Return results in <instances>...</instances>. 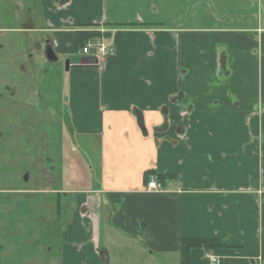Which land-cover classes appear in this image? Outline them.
Listing matches in <instances>:
<instances>
[{
  "label": "crops",
  "instance_id": "obj_1",
  "mask_svg": "<svg viewBox=\"0 0 264 264\" xmlns=\"http://www.w3.org/2000/svg\"><path fill=\"white\" fill-rule=\"evenodd\" d=\"M42 6L53 52L70 57L71 139H95L100 150L101 182L76 201L85 230L73 229V215L63 233L80 258L88 246L107 258L103 220L178 261L179 239L197 238L226 244L209 253L220 264H264V0ZM84 26L110 33L112 52L75 51ZM148 172L174 179L150 192ZM189 264L211 262L192 249Z\"/></svg>",
  "mask_w": 264,
  "mask_h": 264
},
{
  "label": "flooded vegetation",
  "instance_id": "obj_2",
  "mask_svg": "<svg viewBox=\"0 0 264 264\" xmlns=\"http://www.w3.org/2000/svg\"><path fill=\"white\" fill-rule=\"evenodd\" d=\"M64 5L61 1L56 7ZM44 21L42 0H0V264L62 263L65 230L56 213L60 191L52 188L54 183L48 188L43 183L47 163L55 172L47 148L55 141L53 151L61 152L63 128L45 134L40 114L41 105L56 108L62 71L57 66L50 71L56 84L48 88L45 54L54 43L41 28ZM54 56L49 63L56 65ZM31 90L33 98L23 96ZM47 91L54 100L47 101ZM67 130L71 137L68 123Z\"/></svg>",
  "mask_w": 264,
  "mask_h": 264
},
{
  "label": "rangeland",
  "instance_id": "obj_3",
  "mask_svg": "<svg viewBox=\"0 0 264 264\" xmlns=\"http://www.w3.org/2000/svg\"><path fill=\"white\" fill-rule=\"evenodd\" d=\"M31 41H33V39ZM30 44H32V42H30ZM56 57L58 59V64L56 65L45 62V68L48 72L46 81H48V88L50 85L52 86L50 82H56V79L55 74L50 73V71L55 69L56 66L60 68L62 75L61 80H58V85L61 87V94L57 97L56 108L51 106V104L45 106L41 105L40 114L42 115L45 134L49 135L55 131V128L58 129L60 126L63 128L61 134V152L59 153V150H57L56 153L53 151V148H55L53 145L55 141H51V144L47 148V157L51 158L53 162L55 160V163H51V165L55 166V172H50V163H47L45 168V175L47 177L46 180L44 179L45 183L43 184L48 188L50 187V183H54L52 186L54 190L59 191L63 188L69 193L66 197L61 196L60 198L62 205L60 218L63 231L71 229L72 223L69 222L73 215H75L73 229L77 231L78 224H80L82 230H85V225L82 224L83 222L80 219L79 211H76L74 205L76 201H81L82 197L85 198L87 194H90L92 189L94 187L96 188L101 182V174L99 172L100 150L95 139L80 136L76 139L74 138V141H72L71 137H69L64 111L67 106L66 86L69 70L66 69L65 62L69 61L70 57L59 53H56ZM39 58L43 59V56H39ZM29 92L30 95L24 93L23 96L26 98H33L34 95L32 90ZM48 92L49 91L45 94L47 101L54 100ZM72 147H74V150H72ZM98 231V240L100 241L99 252L104 250L107 253V258L102 256L100 259H97L90 246H88L86 253L80 258L82 254H78L74 251L71 243L72 241L64 237L61 258L62 263L60 262V264H86L88 261L90 264L93 262H95V264H179L175 255L171 253H158L142 243L143 234L141 232H138V236L135 238L111 227V225L106 224L103 220L98 226ZM89 239H91L90 236L88 239L86 237V241Z\"/></svg>",
  "mask_w": 264,
  "mask_h": 264
},
{
  "label": "trees",
  "instance_id": "obj_4",
  "mask_svg": "<svg viewBox=\"0 0 264 264\" xmlns=\"http://www.w3.org/2000/svg\"><path fill=\"white\" fill-rule=\"evenodd\" d=\"M91 27L84 26L80 29L83 31H78L74 34L75 36V51H81L87 41L99 42L103 40L104 42H109L110 33L108 32H99V31H88ZM69 125V124H68ZM148 176H155L158 180L161 187L164 186L165 182L169 179H174L173 177L168 176H159L155 175L153 172H148L145 174L146 181L148 182ZM145 181V184H146ZM63 189H60V193H57L58 200L56 201V213L60 214L62 209L59 202V196L65 197L68 193L62 192ZM226 244L218 239H197V238H188V239H179V264H189V253L192 249H201L206 255L210 252H213L216 249L226 248Z\"/></svg>",
  "mask_w": 264,
  "mask_h": 264
},
{
  "label": "built area",
  "instance_id": "obj_5",
  "mask_svg": "<svg viewBox=\"0 0 264 264\" xmlns=\"http://www.w3.org/2000/svg\"><path fill=\"white\" fill-rule=\"evenodd\" d=\"M112 52V48L109 43H95L93 41H87L80 54L82 56H95L97 58H102ZM161 189V185L159 184L156 177H151L146 184L147 191H159ZM207 259L211 262V264H220V260L212 255H207Z\"/></svg>",
  "mask_w": 264,
  "mask_h": 264
},
{
  "label": "water",
  "instance_id": "obj_6",
  "mask_svg": "<svg viewBox=\"0 0 264 264\" xmlns=\"http://www.w3.org/2000/svg\"><path fill=\"white\" fill-rule=\"evenodd\" d=\"M45 55H46L48 62H55L56 61L52 47H50V46L47 47ZM65 65L67 67L68 61H66Z\"/></svg>",
  "mask_w": 264,
  "mask_h": 264
},
{
  "label": "bare ground",
  "instance_id": "obj_7",
  "mask_svg": "<svg viewBox=\"0 0 264 264\" xmlns=\"http://www.w3.org/2000/svg\"><path fill=\"white\" fill-rule=\"evenodd\" d=\"M101 42H102V43H105L104 41H99L98 43H101ZM88 57H92V58H94L95 60L98 59V58L95 57V56H88Z\"/></svg>",
  "mask_w": 264,
  "mask_h": 264
}]
</instances>
